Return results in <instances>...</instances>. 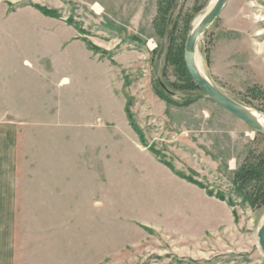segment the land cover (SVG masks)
<instances>
[{
    "label": "rangeland",
    "instance_id": "374dc122",
    "mask_svg": "<svg viewBox=\"0 0 264 264\" xmlns=\"http://www.w3.org/2000/svg\"><path fill=\"white\" fill-rule=\"evenodd\" d=\"M213 2L0 0V185L17 190L16 264H264V134L182 65ZM197 58L264 113V0H228Z\"/></svg>",
    "mask_w": 264,
    "mask_h": 264
},
{
    "label": "water",
    "instance_id": "95a60500",
    "mask_svg": "<svg viewBox=\"0 0 264 264\" xmlns=\"http://www.w3.org/2000/svg\"><path fill=\"white\" fill-rule=\"evenodd\" d=\"M228 0H216L213 7L202 17L187 36L184 58L186 67L192 79L203 89L205 95L221 108L246 123L252 129L264 134V124L256 116L252 108L238 102L216 84H214L200 69L197 61V42L206 30L216 21ZM264 114V113H263ZM258 250L264 262V223L257 232Z\"/></svg>",
    "mask_w": 264,
    "mask_h": 264
},
{
    "label": "crops",
    "instance_id": "0c3cea01",
    "mask_svg": "<svg viewBox=\"0 0 264 264\" xmlns=\"http://www.w3.org/2000/svg\"><path fill=\"white\" fill-rule=\"evenodd\" d=\"M16 194L12 185H0V212H6L0 218V264H16L15 237L10 224L12 214L9 213L15 210Z\"/></svg>",
    "mask_w": 264,
    "mask_h": 264
},
{
    "label": "trees",
    "instance_id": "16d2710c",
    "mask_svg": "<svg viewBox=\"0 0 264 264\" xmlns=\"http://www.w3.org/2000/svg\"><path fill=\"white\" fill-rule=\"evenodd\" d=\"M159 12H163V10H165V8L163 7V4L162 3H159ZM162 10V11H161ZM46 14H50V12L49 11H47V10H43ZM88 44H89V47L92 49V50H94V51H100V48H98L97 46H95V45H93V44H91L90 42H88ZM184 51H185V48H183V51H182V53H183V55H182V57H183V59H182V65L183 66H185L186 65V63H185V58H184ZM181 60V59H180ZM180 60H178L177 62H180ZM185 63V64H184ZM187 69V67L185 66V71H186V73H187V77L191 80V81H193V85H196V83L194 82V80L192 79V77L190 76V74H189V72H188V69ZM192 83V82H191ZM199 86V85H198ZM133 127L135 128V130L136 131H138V132H140V130H139V128L137 127V125L135 126L134 124H133ZM179 175L180 176H182V177H185L187 180H190L191 182H194V183H196L195 182V180L193 179V178H191V177H187V176H184L183 174H181V173H179ZM241 178H242V176H240ZM244 179H250L251 180V171H249L248 173H246L244 176ZM197 184H199L200 185V183L199 182H197ZM208 193L209 194H212V192L209 190L208 191Z\"/></svg>",
    "mask_w": 264,
    "mask_h": 264
},
{
    "label": "bare ground",
    "instance_id": "6f19581e",
    "mask_svg": "<svg viewBox=\"0 0 264 264\" xmlns=\"http://www.w3.org/2000/svg\"><path fill=\"white\" fill-rule=\"evenodd\" d=\"M215 2H216V0H214V2H213V4H212V6L210 7V9L213 7V5L215 4ZM209 9V10H210ZM208 10V11H209ZM203 17V16H202ZM202 17H200L198 20H197V22H196V24H195V26L198 24V22L202 19ZM197 61H198V66L200 67V69H201V63H200V59L199 58H197ZM202 70V69H201ZM203 72V71H202ZM253 111H254V113L256 114V116L260 119V121L264 124V114L263 113H261V112H259V111H256V110H254V109H252Z\"/></svg>",
    "mask_w": 264,
    "mask_h": 264
}]
</instances>
